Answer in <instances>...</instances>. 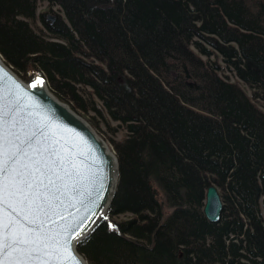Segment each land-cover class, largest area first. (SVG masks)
<instances>
[{
  "label": "trees",
  "instance_id": "1",
  "mask_svg": "<svg viewBox=\"0 0 264 264\" xmlns=\"http://www.w3.org/2000/svg\"><path fill=\"white\" fill-rule=\"evenodd\" d=\"M0 59L122 131L86 264H264V0H0Z\"/></svg>",
  "mask_w": 264,
  "mask_h": 264
},
{
  "label": "snow or ice",
  "instance_id": "2",
  "mask_svg": "<svg viewBox=\"0 0 264 264\" xmlns=\"http://www.w3.org/2000/svg\"><path fill=\"white\" fill-rule=\"evenodd\" d=\"M17 104L10 97H0V264H81L71 253L72 241L80 233L69 237L63 233L69 231L70 224L60 226L63 232L47 225L56 224L53 217L66 219L62 212L70 193L87 207L91 191H80L81 181L87 177L55 147L59 141L47 143L49 133L39 122L21 138L14 130ZM22 158L29 163L16 167Z\"/></svg>",
  "mask_w": 264,
  "mask_h": 264
},
{
  "label": "water",
  "instance_id": "3",
  "mask_svg": "<svg viewBox=\"0 0 264 264\" xmlns=\"http://www.w3.org/2000/svg\"><path fill=\"white\" fill-rule=\"evenodd\" d=\"M33 85L36 86L33 87ZM0 97H10L18 101L16 105L18 123L14 130L21 135V138L25 133L35 130L37 122H39L49 133L47 143L52 144L54 141H59L55 147L60 148L61 154L76 163L82 175L87 177L80 184V191H84L85 188L91 191V196L85 201L87 207L81 206L77 202L79 198L75 193H70L65 198L66 210L62 212L66 219L60 220L58 216L53 217L56 224L49 223L47 225L54 231L63 232L60 226L70 224L72 227L69 231L63 233L69 237L79 232L80 235L72 241L71 253L81 261V264H86L82 256H79L75 250L76 243L88 235L111 203L118 180L116 156L86 121L78 114L73 113L66 104L57 100L53 94H50L41 77L34 78L29 82V85H26L17 79L1 59ZM25 150L35 156L31 149L25 148ZM26 163H29L28 159L22 158L16 167L22 168V165ZM0 180H3V177H0ZM68 182L71 183V181ZM204 196L203 214L209 222H217L222 206L216 187L208 184ZM73 197L76 198L73 199ZM92 201L95 203L93 204ZM71 204H75V207L70 206Z\"/></svg>",
  "mask_w": 264,
  "mask_h": 264
},
{
  "label": "rangeland",
  "instance_id": "4",
  "mask_svg": "<svg viewBox=\"0 0 264 264\" xmlns=\"http://www.w3.org/2000/svg\"><path fill=\"white\" fill-rule=\"evenodd\" d=\"M38 11H40V13H42L44 16L43 17H45V19H46V22L48 23V22H50L51 21V19L54 17V15L55 14H57V8L56 7H52L51 9H49V6H47V4H45V3H41V4H39L38 5ZM49 16V17H48ZM15 76L17 77V79H19L21 82H23L24 84H26V85H29V82H31L34 78H36V77H41V76H39V74L38 73H33V75H31V77H30V80H29V82H26L25 80H23V79H21V77H19V76H17L16 74H15ZM42 78V77H41ZM43 79V78H42ZM44 83H45V81H44ZM46 87H47V84H46ZM47 89H48V87H47ZM49 91V90H48ZM50 94H52V93H50ZM54 95V94H53ZM55 96V95H54ZM56 97V96H55ZM58 100V99H57ZM61 102V101H60ZM62 104H65L64 102H61ZM67 105V104H66ZM68 106V105H67ZM80 116V115H79ZM81 117V116H80ZM82 118V117H81ZM83 119V118H82ZM84 120V119H83ZM85 121V120H84ZM89 125V124H88ZM91 126V125H90ZM91 128H92V126H91ZM92 130L94 131V133L96 134V135H98L102 140H103V142L105 143V145L109 148V150L111 151V152H113L112 151V146L110 145V141H111V139H119V138H121V136L123 135L122 134V131H118L117 133H115V134H113V135H111L109 132H106L102 127H99V128H96V129H94V128H92Z\"/></svg>",
  "mask_w": 264,
  "mask_h": 264
}]
</instances>
